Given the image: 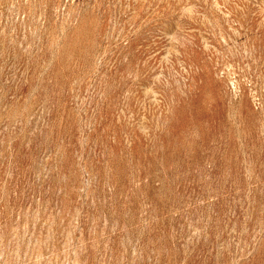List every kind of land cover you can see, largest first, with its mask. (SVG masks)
Listing matches in <instances>:
<instances>
[{
  "label": "rangeland",
  "instance_id": "rangeland-1",
  "mask_svg": "<svg viewBox=\"0 0 264 264\" xmlns=\"http://www.w3.org/2000/svg\"><path fill=\"white\" fill-rule=\"evenodd\" d=\"M0 264H264V0H0Z\"/></svg>",
  "mask_w": 264,
  "mask_h": 264
}]
</instances>
